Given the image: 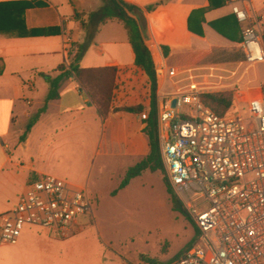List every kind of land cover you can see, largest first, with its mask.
I'll list each match as a JSON object with an SVG mask.
<instances>
[{"label":"built area","instance_id":"built-area-1","mask_svg":"<svg viewBox=\"0 0 264 264\" xmlns=\"http://www.w3.org/2000/svg\"><path fill=\"white\" fill-rule=\"evenodd\" d=\"M226 5L242 28L243 59L233 67H168L153 56L163 80L156 97L162 163L199 230L198 243L172 264H264V82L257 73L264 67V37L251 0ZM122 74L118 70L113 102L123 88ZM221 92L246 105L248 119L219 115L204 104V95ZM152 111L141 112L140 119L148 122ZM92 216L86 188L42 175L0 216V245H16L27 227L69 239Z\"/></svg>","mask_w":264,"mask_h":264},{"label":"crops","instance_id":"crops-1","mask_svg":"<svg viewBox=\"0 0 264 264\" xmlns=\"http://www.w3.org/2000/svg\"><path fill=\"white\" fill-rule=\"evenodd\" d=\"M125 1L143 10V21L146 19V8L153 6L141 0ZM251 1V15L260 20L264 37V0ZM31 2L38 3L39 6L24 10V4ZM173 2L172 5L178 10L175 14L177 17L173 20L182 23L188 31L189 20L194 12L207 10L201 16L197 14L191 17L193 28L199 30L202 27L204 36L189 33L200 38L205 37L206 28L212 29L209 26L211 22L231 18L235 25L231 30L226 25L223 26L230 39L212 29L227 42L225 47L211 46L203 50L222 52L231 62H212L198 66L222 64L233 67L243 59L240 49L242 28L226 3L210 10L209 0ZM3 3L13 4L9 8L12 11V25L24 21L29 30L58 28L60 33L47 37L0 35V216L17 204L20 195L33 179L37 180L42 175L84 174L98 158L136 165L151 150L145 133L148 123L140 119L141 112L120 109L141 107L142 112L148 108L153 109V98H148L149 91L152 92V83L148 74L135 63L128 31L122 23L109 21L99 27V32L80 62L84 69H115L108 116L102 118L78 81L74 77H68L60 85L58 98L47 104L46 111L35 123L26 140L21 141L29 122L46 106L50 90L46 78L58 77L61 66L65 70L69 69L77 46L86 40L85 25L94 28V24L89 21V15L87 22L76 15L79 8L85 9L86 0H0V4ZM99 9L94 8L92 12ZM164 9L167 8L160 7L152 11V28L162 20L160 12ZM201 19L205 21L203 24L200 23ZM162 43L157 41L151 31L147 39L151 57L153 59L154 56L157 61L165 60L166 64L163 47L171 50L170 56L174 52H203L180 53L174 44ZM120 69L125 73L120 75L123 88L116 102H113ZM162 82H159L158 91ZM73 184L86 188L82 184ZM83 227L84 223L78 234L84 231Z\"/></svg>","mask_w":264,"mask_h":264},{"label":"rangeland","instance_id":"rangeland-1","mask_svg":"<svg viewBox=\"0 0 264 264\" xmlns=\"http://www.w3.org/2000/svg\"><path fill=\"white\" fill-rule=\"evenodd\" d=\"M141 1L152 4L154 10L167 8L160 12L162 20L154 28L150 22L154 12L145 10L144 19L148 37L153 31L163 45L174 44L180 53L227 45L212 29L206 28L205 37L200 38L173 20L178 11L172 5L174 0ZM86 2L85 9L76 11L78 17L84 18L83 22L88 21L87 16L94 8L105 4L103 0ZM223 26L221 29L225 31ZM92 29L85 25L86 36ZM183 61V54L175 52L169 59L173 65H181ZM212 62L231 61L224 53L215 51L204 64ZM257 73L264 82V67H258ZM234 102L228 113L248 119L247 106L235 99ZM134 166L98 158L84 174L55 175L86 187L93 206L92 219L86 217L84 231L69 239H62L53 231L27 227L16 245H0V264H172L185 255L198 243L199 231L187 211L181 212L173 203L165 182L166 171L165 175L160 170L146 171L119 191L127 171ZM176 197L181 203L177 194Z\"/></svg>","mask_w":264,"mask_h":264},{"label":"trees","instance_id":"trees-1","mask_svg":"<svg viewBox=\"0 0 264 264\" xmlns=\"http://www.w3.org/2000/svg\"><path fill=\"white\" fill-rule=\"evenodd\" d=\"M104 6L99 10L89 14V21L94 24V28L87 34L84 43L77 46L76 52L72 56V61L68 70H65L64 66H61L60 75L56 78L47 77L46 80L50 85L49 94L46 100V106L38 111V113L29 122L21 141H25L35 123L39 120L41 115L46 111L47 104L50 101L56 100L59 96V88L68 77H74L80 86L87 92L92 102L97 107L98 114L102 118H106L110 112V102L112 96V90L115 78L114 68H101V69H84L81 68L80 62L85 55L88 47L93 43L95 36L99 32V27L106 24L109 21H118L122 23L128 31L129 41L134 49L135 63L141 67L150 77L152 83L153 94V111L149 121L147 122V128L145 130L146 135L150 141V153L148 156L141 159L134 167L130 168L122 182L119 191L127 188L132 180L140 177L144 172H157L162 171L165 175V170L162 163L157 118H156V96L159 85V78L155 69L153 59L150 51L147 47L148 35L145 30V24L143 21V10L133 4L126 2L125 0H103ZM209 9H216L225 5L226 0H209ZM13 4H0V35L10 37H42V36H55L59 35L60 30L58 28H45V29H27L24 21L12 25L10 23L11 9ZM39 6L38 3H25L24 10L27 8H33ZM152 12L155 7L148 6L146 8ZM207 10H198L193 15H203ZM192 15V16H193ZM10 16V17H9ZM191 16V17H192ZM191 17L189 20V31L203 37L204 33L202 27L196 30L191 25ZM9 18V19H8ZM205 21L201 19L200 23ZM200 24V25H201ZM221 25H226L228 30L234 29L235 25L232 23L231 18H224L222 20L214 21L209 26L219 34L230 39L228 33L221 29ZM213 51H203L196 53L183 54L184 61L181 65H173L169 62L171 50L168 47H163L164 56L167 60L168 67H195L204 64L206 60L212 57ZM204 104L212 109L215 113L225 116L234 107V95L231 92H221L214 94H206L202 97ZM121 111L128 112H142L141 107H129L122 108ZM32 181H35L34 179ZM168 193L171 195L173 203L181 212L186 213L182 204L176 197V192L170 186L167 178L165 177ZM115 195L117 192L114 193ZM199 231V230H198ZM191 248V246H190ZM184 255H181L182 257ZM179 257V258H180ZM178 259V258H177Z\"/></svg>","mask_w":264,"mask_h":264}]
</instances>
